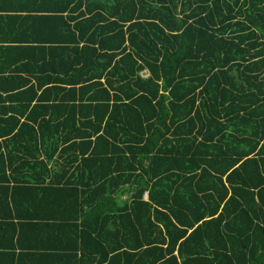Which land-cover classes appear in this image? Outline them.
I'll list each match as a JSON object with an SVG mask.
<instances>
[{
    "label": "trees",
    "instance_id": "1",
    "mask_svg": "<svg viewBox=\"0 0 264 264\" xmlns=\"http://www.w3.org/2000/svg\"><path fill=\"white\" fill-rule=\"evenodd\" d=\"M0 193L3 264H264V0H0Z\"/></svg>",
    "mask_w": 264,
    "mask_h": 264
},
{
    "label": "crops",
    "instance_id": "2",
    "mask_svg": "<svg viewBox=\"0 0 264 264\" xmlns=\"http://www.w3.org/2000/svg\"><path fill=\"white\" fill-rule=\"evenodd\" d=\"M14 43L23 47H27L30 50V47L36 46V42H34L30 38V36L28 37L27 35H23L21 40L16 41ZM59 205L60 217L65 216L64 211L67 210V207L65 205V199L60 200ZM22 209L23 211L27 212L25 208ZM48 212L49 210H47L46 214ZM49 215H53V213L50 212ZM64 221L65 220H60L59 222L61 223L57 222V229L52 227H50V229H48L49 227L46 228L47 231L45 233V236L48 235V232L54 233L52 234L54 235L53 238L38 236L39 233L33 227H30L28 231H23V235L21 234V252L20 248H18V245L16 244L15 246L16 254L14 264H17L18 262L19 253H24L26 255L23 258L21 264H65V261L68 260L66 259V257H64L65 248H67L70 243H73V241L72 239H68L64 225L62 226ZM80 238L81 237H77V241ZM57 244H59L58 248L55 247ZM60 245L64 247H60ZM61 248L63 250H61ZM61 251H63V254H61ZM3 260V257H1L0 264H3Z\"/></svg>",
    "mask_w": 264,
    "mask_h": 264
},
{
    "label": "rangeland",
    "instance_id": "3",
    "mask_svg": "<svg viewBox=\"0 0 264 264\" xmlns=\"http://www.w3.org/2000/svg\"><path fill=\"white\" fill-rule=\"evenodd\" d=\"M141 74L143 75V76H146L147 75V71H143V72H141ZM126 200H123V202H125Z\"/></svg>",
    "mask_w": 264,
    "mask_h": 264
},
{
    "label": "clouds",
    "instance_id": "4",
    "mask_svg": "<svg viewBox=\"0 0 264 264\" xmlns=\"http://www.w3.org/2000/svg\"><path fill=\"white\" fill-rule=\"evenodd\" d=\"M145 198H147V195L145 194V196H144Z\"/></svg>",
    "mask_w": 264,
    "mask_h": 264
}]
</instances>
